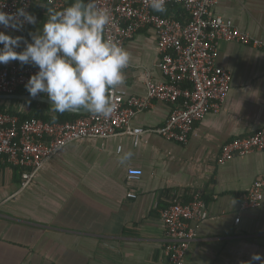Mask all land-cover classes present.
I'll use <instances>...</instances> for the list:
<instances>
[{
    "label": "crops",
    "instance_id": "0c3cea01",
    "mask_svg": "<svg viewBox=\"0 0 264 264\" xmlns=\"http://www.w3.org/2000/svg\"><path fill=\"white\" fill-rule=\"evenodd\" d=\"M212 13L264 37V0H219ZM44 20L21 37L31 42ZM124 48L131 60L120 86L146 95V73L164 79L156 31L141 30ZM217 62L231 73V89L220 111L195 123L186 144L151 132L135 142L136 128L161 126L171 115L173 105L155 101L115 136L68 144L28 186L0 159V264H170L159 210L198 193L208 218L186 264H244L253 253L264 255V205L242 208V195L264 177V150L220 163L227 142L264 128V49L221 41ZM26 101L0 99L19 112L30 107ZM130 169L139 179L128 178Z\"/></svg>",
    "mask_w": 264,
    "mask_h": 264
},
{
    "label": "built area",
    "instance_id": "2783aa9c",
    "mask_svg": "<svg viewBox=\"0 0 264 264\" xmlns=\"http://www.w3.org/2000/svg\"><path fill=\"white\" fill-rule=\"evenodd\" d=\"M62 10L70 0H3L2 8L15 13L24 7L32 13L36 3ZM219 0H167L166 10L183 8L185 19L165 16L150 7V0H97L111 13L104 37L123 47L141 30L152 27L157 34V48L163 80L145 74L146 95H130L120 85L111 90L114 111L108 117L88 114L75 121L49 122L40 118L21 119L17 113L0 111V159L23 168V186L70 143L109 138L129 128L132 117L152 107L155 101L173 105L170 117L158 127H138L133 134L138 143L144 133L186 144L196 122L209 112L220 111L231 89L232 75L217 62L219 43L233 41L264 49V37L241 30L232 19L215 16L212 8ZM29 24L16 31L0 25V31L22 36ZM38 68L14 62L0 66V93L14 94L25 86ZM124 71V70H123ZM183 84H188L183 86ZM121 147H119V151ZM264 150V128L250 136L227 142L220 156L225 164L237 155ZM130 169L128 178L139 179ZM264 205V177L256 180L242 195V208ZM165 225L164 251L170 264H186L191 243L199 236L201 224L208 218L206 202L196 194L189 201H174L161 208ZM240 219L237 218L236 222Z\"/></svg>",
    "mask_w": 264,
    "mask_h": 264
},
{
    "label": "clouds",
    "instance_id": "9594fccd",
    "mask_svg": "<svg viewBox=\"0 0 264 264\" xmlns=\"http://www.w3.org/2000/svg\"><path fill=\"white\" fill-rule=\"evenodd\" d=\"M167 0H150L155 12H166ZM0 0V25L19 31L37 18L24 7L9 13ZM47 19L31 42L0 31V64L18 61L38 71L25 84L33 98L40 94L50 100L53 113L88 111L108 117L114 111L111 90L125 81L124 69L131 55L119 42L103 35L111 13L97 0H73L62 10L46 7ZM23 50L17 51L21 43ZM56 117L53 116V119ZM131 153L125 154L127 159ZM264 264V255L253 253L244 264Z\"/></svg>",
    "mask_w": 264,
    "mask_h": 264
},
{
    "label": "trees",
    "instance_id": "16d2710c",
    "mask_svg": "<svg viewBox=\"0 0 264 264\" xmlns=\"http://www.w3.org/2000/svg\"><path fill=\"white\" fill-rule=\"evenodd\" d=\"M72 2H73V0H70V3H72ZM41 9H42V2L36 3L34 5V7H33L32 14L35 15L36 18H38L40 20H44V18H42L44 12H42ZM46 12H47V9H46ZM158 13H160V12H158ZM181 13H184L183 10H181V9H177V8L176 9H171L170 8V9H167L166 12L161 13V14L165 15V16H173L174 14H176V16L178 18H180L179 15H181ZM187 85L188 84H183L184 87L187 86ZM16 93H28V91L26 90L25 86H22L16 91ZM8 101H10L12 104L16 103V102H19V100H8ZM26 102L29 104L30 107L27 110H25V111L19 112V111H17V108H15V106L12 105V106L8 107L7 104H5L3 102L0 103V111L9 110L10 112L17 113L20 116L21 119L40 118V119H43V120L49 121V122L75 121V120H77V119H79V118H81L83 116L88 115V114L72 113V112H69V111L65 112L63 114L53 113L52 110H51L52 106L49 105V104L39 103V102L33 101V100H29V101H26ZM53 116H55L56 118L53 119ZM13 170H14V175L16 176L15 180L18 183H21V182L23 183V181H24L23 168L13 166ZM191 197H193V196H191Z\"/></svg>",
    "mask_w": 264,
    "mask_h": 264
},
{
    "label": "water",
    "instance_id": "95a60500",
    "mask_svg": "<svg viewBox=\"0 0 264 264\" xmlns=\"http://www.w3.org/2000/svg\"><path fill=\"white\" fill-rule=\"evenodd\" d=\"M0 99L33 100V101H37V102H41V103L50 105L49 98L46 95H44V94H40L37 97L33 98V97H31L29 95V93H14V94H3V93H0ZM69 112H71V111H69ZM72 113L90 114V112H88V111H79V112H72Z\"/></svg>",
    "mask_w": 264,
    "mask_h": 264
}]
</instances>
